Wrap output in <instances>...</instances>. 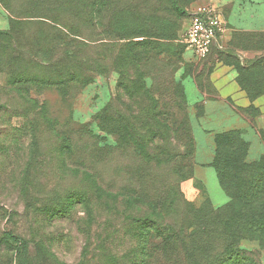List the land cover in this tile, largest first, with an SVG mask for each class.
Masks as SVG:
<instances>
[{"label":"rangeland","instance_id":"374dc122","mask_svg":"<svg viewBox=\"0 0 264 264\" xmlns=\"http://www.w3.org/2000/svg\"><path fill=\"white\" fill-rule=\"evenodd\" d=\"M202 5L217 8L229 30L196 59L182 38ZM133 48L149 59L131 68L122 60ZM231 74L249 101L264 94V0H0V264H15L16 247L4 233L27 240L32 264H105L151 225L137 221L129 196L118 194L138 184L137 160L127 151L92 166L102 193L85 177L94 175L90 168L77 169L78 160L92 162L88 152L70 150L71 133L104 110L123 123L151 113L158 101L179 133L184 97L194 137L190 164L167 157L142 176L173 209L181 200L196 210L229 204L213 167L216 141L240 130L252 163L263 149L256 133L264 130L253 105L207 111L221 101L216 78ZM65 82L75 86L70 95L58 90ZM90 130L98 133L94 122ZM165 145L180 153L177 138Z\"/></svg>","mask_w":264,"mask_h":264},{"label":"trees","instance_id":"16d2710c","mask_svg":"<svg viewBox=\"0 0 264 264\" xmlns=\"http://www.w3.org/2000/svg\"><path fill=\"white\" fill-rule=\"evenodd\" d=\"M172 5L176 7L174 1ZM146 59H149L147 55L133 48L122 61L133 68L135 63L145 62ZM69 87L75 89L73 83L65 82L58 86V90L70 95ZM152 100L150 102L153 103ZM182 103L179 133L173 129V122L162 115V104L158 101H155L151 113L130 114L129 118L123 119V123L116 120L113 111L107 114L104 110L83 129H75L71 133L70 150L73 152L74 148L75 155L88 152L87 159L92 162L88 167L87 161L78 160L77 169L86 172L90 168L94 175L86 173L85 177L93 183L97 192L106 190L99 176L92 171V166L108 161L118 151H127L132 159L137 160L132 178H136L138 184L131 190L120 188L118 194L123 199L129 196L132 215L137 221L145 217L144 221H150L151 225L149 223L143 229L142 236L138 234L139 238L135 233L133 243L127 245L124 241L122 249L110 256L111 259H106L105 264H264L261 258L264 253V130L256 133L263 149L252 163L247 160L248 144L240 130L222 133L216 141L219 157L213 167L219 187L230 199L227 205L196 210L181 200V206L173 209L165 192L158 185L154 186L152 180L147 182L143 178L142 171L146 170V165L155 168L165 164L164 158L167 157L184 160L183 167L187 162L190 164L194 137L184 97ZM247 108L256 110L251 105ZM131 119L136 120L137 127ZM93 122L98 133L90 130ZM120 125L121 130L118 131ZM109 135L114 143L107 142ZM81 136L87 141H81ZM170 137L177 138L181 146L177 155L165 145ZM73 142L82 143L79 150ZM85 142H88L87 145ZM4 241L16 247L15 264L33 263L27 240L4 233Z\"/></svg>","mask_w":264,"mask_h":264},{"label":"built area","instance_id":"2783aa9c","mask_svg":"<svg viewBox=\"0 0 264 264\" xmlns=\"http://www.w3.org/2000/svg\"><path fill=\"white\" fill-rule=\"evenodd\" d=\"M221 12L211 6L202 5L190 14L182 43L196 59L209 55L212 47L223 37L226 27Z\"/></svg>","mask_w":264,"mask_h":264},{"label":"crops","instance_id":"0c3cea01","mask_svg":"<svg viewBox=\"0 0 264 264\" xmlns=\"http://www.w3.org/2000/svg\"><path fill=\"white\" fill-rule=\"evenodd\" d=\"M223 19L225 22L226 31L229 30L228 28V21L224 15ZM225 31V32H226ZM221 78L217 77L218 83V91L221 98V101L218 103H214L213 105L207 106V111H210V114L219 113L220 111H224L229 108V106L234 104L238 107H248L253 105L254 107L260 110L262 114V118L264 120V95L259 96L258 98L254 99L250 102L242 93V91L237 87L235 81L233 80V76H220ZM231 102V103H230ZM236 115H231V119H236Z\"/></svg>","mask_w":264,"mask_h":264}]
</instances>
